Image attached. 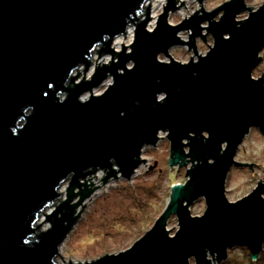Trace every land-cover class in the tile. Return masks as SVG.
Masks as SVG:
<instances>
[{
  "label": "water",
  "instance_id": "1",
  "mask_svg": "<svg viewBox=\"0 0 264 264\" xmlns=\"http://www.w3.org/2000/svg\"><path fill=\"white\" fill-rule=\"evenodd\" d=\"M148 1L0 0V264H57L85 207L77 214L78 205L100 187L90 189L86 177L105 171L102 185L130 180L146 161L143 149L155 147L160 134L169 142L168 166H190L153 226L118 253L62 264H221L234 248L258 260L264 182L235 202L226 198L225 182L232 167L253 172V163L235 160L249 131L264 137V73L252 77L264 49V3L253 10L230 0L205 12L198 0L202 15L170 25L169 12L179 6L167 0L151 31ZM245 11L248 17L237 20ZM130 26L129 51L123 44L116 51L113 41ZM204 29L213 45L197 55ZM183 31H191L187 42ZM185 45L197 60L170 56ZM98 47V58L111 60L78 81L81 74L72 73L81 67L86 73ZM68 178L66 199L54 207ZM200 199L205 210L192 216Z\"/></svg>",
  "mask_w": 264,
  "mask_h": 264
},
{
  "label": "rangeland",
  "instance_id": "2",
  "mask_svg": "<svg viewBox=\"0 0 264 264\" xmlns=\"http://www.w3.org/2000/svg\"><path fill=\"white\" fill-rule=\"evenodd\" d=\"M183 1L184 5L180 6V2ZM183 1L179 3L175 1L176 7H179L176 11L169 12L168 23L170 25L181 23L182 20L188 19L196 11H198V15H202V12L199 11L201 6H199L198 0ZM228 1L230 0H203L201 5L205 12H211ZM166 3L167 0L163 5L164 7ZM263 3L264 0H245L246 7H252L253 10ZM163 6L153 10V13L149 10V16L157 15L151 31L156 26L158 16L163 12ZM248 14L249 11H245L239 14L236 19L244 20L248 17ZM220 15L221 13L215 20H218ZM143 16L144 12L141 14V17ZM202 26L207 27V23H203ZM206 32L205 29L202 31L203 35L206 34L205 41L200 38L196 39L197 55H204L208 51L209 46L213 45L212 37ZM188 34H191V31H183L179 33V36L180 38L182 36L183 38L181 39L187 42L189 40ZM131 43L127 39L122 38V44L124 46L128 45L127 51H129ZM113 48L116 51H120L121 44L118 48ZM97 49L99 47L93 51L90 69L84 73V68L81 67L80 70L78 69L75 72V74L78 72L81 74L78 76V81L83 78V75L84 79L89 80L98 63H103L99 62L100 60L106 59L107 62L111 60L110 55L103 56L101 59L98 58ZM169 54L174 60L181 63L188 62L191 57L197 60V55H194L193 50H188L186 45L170 49ZM260 57L262 58L261 63L252 72V77L255 79L261 77L264 73V49L261 51ZM159 60L169 61L163 55H159ZM262 78H264V74ZM109 83H111L110 78L100 87L94 89L93 93L96 95L102 93ZM160 136H164V138L160 139L155 147H145L143 149L142 158L146 161L136 169L137 173L135 172L130 180L113 177L109 178L104 185H102L101 181L97 185L100 187L94 189L93 193L83 199L81 204L78 205L77 214L82 210L83 205L85 207L80 212L77 223L59 249L60 256L64 257L66 261H92L104 254L118 253L129 248L153 226L155 220L163 212L169 201L171 187L185 181V170L190 166L188 164V166L180 169L177 167L171 169L168 166L169 142L166 140L165 135L160 134ZM235 160L247 164L253 163L254 165H252L253 172L250 167H232L230 169L225 182V195L230 202H235L249 194L260 179L264 182V137L257 129L252 128L249 131L242 145L239 146ZM100 173L102 178L106 176L105 171H100ZM81 182L84 181L81 180ZM69 183L70 178L62 184L65 185L64 193L62 198L54 203V207L66 199V188L69 187ZM86 184L90 183L86 182ZM97 186L88 185L90 189ZM78 190V188H75L73 191L77 193ZM78 199L79 196L74 198L72 203H75ZM204 210L205 202L203 199L197 200L190 207L192 216H200ZM44 224H47L46 221ZM167 228L172 230V234L178 229L175 216L170 217ZM246 254L249 255L247 249L234 248L228 250L227 260L230 259V264H248ZM56 263L62 264L64 262L60 257H57ZM190 263L192 264L193 261L191 260Z\"/></svg>",
  "mask_w": 264,
  "mask_h": 264
},
{
  "label": "bare ground",
  "instance_id": "3",
  "mask_svg": "<svg viewBox=\"0 0 264 264\" xmlns=\"http://www.w3.org/2000/svg\"><path fill=\"white\" fill-rule=\"evenodd\" d=\"M165 1H166V0H149V1L145 4L144 8H146V5L148 6V4H150V8H149V10L153 13V10H156V9H159L160 7H162V6L164 5ZM175 1H177V0H175ZM180 1H183V0H179L177 3H179ZM156 16H157V15H152V16H150L151 20L149 21L148 26H147L149 30H151V29L153 28V26H154V20L156 19ZM131 38H132V33L129 32V33H128V36H125V39H127L128 42H130ZM181 38H183V37L181 36ZM120 44H122V37H121V36L115 39V41L113 42V45H114L113 47L118 48ZM126 46H127V45H126ZM99 62H103V63H105V62H107V60H106V59H102V60H100ZM77 70H78V69H77ZM77 70H75V71L72 73V75H76L75 72H77ZM79 70H80V68H79ZM85 98H87V96H84L82 99H85ZM136 173H137V172H136ZM94 176H96V177H94ZM88 179H90V180H88ZM95 179H96V180H95ZM101 179H102L101 173H100V172H97V173H95V174L88 175V176L86 177L85 180H87L86 182L91 181L92 184H93L92 186H97V185H99V183L101 182V181H100ZM89 183H90V182H89ZM64 189H65V185H62V186L60 187V189H59V192H60L62 195H63V193H64ZM43 221H44V220H43V217H40L38 223L41 224ZM41 226H42L41 229H45V228L47 227V224H44V222H43V223L41 224ZM61 257H62V256H61ZM61 257H60V259H62L63 262H65L66 259H65L64 257H62V258H61ZM66 262H69V261L67 260Z\"/></svg>",
  "mask_w": 264,
  "mask_h": 264
},
{
  "label": "trees",
  "instance_id": "4",
  "mask_svg": "<svg viewBox=\"0 0 264 264\" xmlns=\"http://www.w3.org/2000/svg\"><path fill=\"white\" fill-rule=\"evenodd\" d=\"M247 258H248V264H264V250L261 251V253L259 254L258 260L257 261H252L250 258V255L246 254ZM231 261L230 259L222 262L221 264H230Z\"/></svg>",
  "mask_w": 264,
  "mask_h": 264
},
{
  "label": "built area",
  "instance_id": "5",
  "mask_svg": "<svg viewBox=\"0 0 264 264\" xmlns=\"http://www.w3.org/2000/svg\"><path fill=\"white\" fill-rule=\"evenodd\" d=\"M148 26V25H147ZM148 28V27H147ZM134 29H135V27L134 26H130V27H128L127 29H126V31H125V34L124 35H122L121 37L122 38H125V36H128V33L129 32H131L132 33V38H131V41L129 42V43H131V42H133V38H134ZM180 37V36H179ZM126 46V45H125ZM127 47H128V45H127ZM105 82V81H104ZM103 82V83H104Z\"/></svg>",
  "mask_w": 264,
  "mask_h": 264
}]
</instances>
